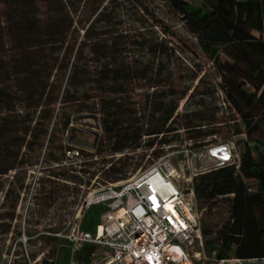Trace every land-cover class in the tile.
<instances>
[{"label":"trees","instance_id":"16d2710c","mask_svg":"<svg viewBox=\"0 0 264 264\" xmlns=\"http://www.w3.org/2000/svg\"><path fill=\"white\" fill-rule=\"evenodd\" d=\"M168 1L214 63L220 88L239 114L245 134L238 169L227 166L192 179L194 196L205 218L216 215L213 209L218 198L228 202L229 218L220 228L214 230L217 225L202 220L203 237H215L206 241L205 247L207 251L216 249L220 259L229 255L264 258V142L251 137L256 127L250 122L251 110L264 109V63L253 62L248 51L264 56V0ZM0 4V176L24 163L22 150L32 151L57 115L61 131L71 130L69 124L78 116H99L114 153L136 147L142 136H160L159 142L168 144L171 139L163 137L177 130L173 124L178 118L183 119L185 132L194 133L190 140L212 134L201 128L213 125L214 116L206 117L201 109L176 113L179 101L184 98L186 103L192 98L198 84L189 93V88L175 92L172 76L164 73L168 44L157 36L153 25L124 26L123 15L107 8L75 20L60 0L46 5L47 18L39 17L38 7L28 0H0ZM143 11L154 26L170 34L146 7ZM225 47L250 66L245 77L236 63L221 61L219 52ZM136 82L163 89L158 101L154 94L149 101L146 96L143 117L136 116L140 111L129 103L128 87ZM145 117V123L140 124ZM51 161L61 164L64 155L52 156ZM75 172L71 164L58 175L74 183L80 180ZM102 173L116 182L121 168L111 165ZM93 250L83 245L76 260L86 263ZM42 263L53 264L47 260Z\"/></svg>","mask_w":264,"mask_h":264},{"label":"rangeland","instance_id":"374dc122","mask_svg":"<svg viewBox=\"0 0 264 264\" xmlns=\"http://www.w3.org/2000/svg\"><path fill=\"white\" fill-rule=\"evenodd\" d=\"M28 1L38 7L40 12L38 16L41 18L50 16L44 14L48 3H57V0ZM60 1L71 11L75 20L83 15L91 16L95 9L97 14L107 8V11L115 9L123 15L124 26L132 24L136 27L150 28L149 25H153L152 29L157 36L168 44L164 73L172 76L175 92L189 88V93L198 84L192 98L186 103L184 98L179 101L176 113L201 109L206 117L214 116L215 123L201 128L205 133L212 134L190 140L189 136H193L194 133L185 132L181 126L183 119L178 118L173 124V129L177 130L163 137L165 140L171 139L168 144H161L160 136L157 138L142 136L136 147L114 153L102 132L99 116L96 121L93 119L81 123L72 121L69 124L71 130L61 131L57 115V118L51 121L47 134L36 142L33 150H22L24 163L0 176V264H30L37 257L50 260L53 264H83L84 262L76 260L77 251L73 252L72 245L65 239V235L76 224L82 230L94 229L100 211L97 207H92L90 211L81 210V205L89 192L107 183H114L107 180L102 173L111 165L121 168V174L118 175L120 180L115 182L117 183L149 168L161 158H170L174 164L182 165L184 174L179 183L182 188H187L192 186L187 179L188 168L193 161L186 153L227 143L233 146L239 158L240 148L245 140L239 114L230 106L224 91L220 88L221 79L214 63L203 53L196 35L188 31L182 15L168 0H137V3L132 0ZM2 7L0 4V10ZM143 7L161 20L170 34H164L160 27L154 26V22L143 11ZM252 34L255 37L259 36L255 32ZM248 51L253 62L264 63V56L249 48ZM219 53L222 62L229 64L234 62L241 67V76L245 77L250 71V66L230 48L225 47ZM245 87L250 88V85L245 84ZM162 90L161 87H150L145 82L132 83L128 87V97L130 106L140 111L136 116L143 117L141 109L145 107L146 96H149V101L154 94L153 99L158 101ZM198 104H203L204 107ZM147 112L146 110L145 115ZM145 121L146 117L141 118L139 123L143 124ZM250 122L256 127L251 137L264 142V109L251 110ZM95 134L98 135L96 140ZM152 140L153 145L148 147L147 143ZM67 149L78 151L79 157L68 158ZM63 155L65 161L61 164L51 161L52 156ZM71 164L74 165L75 175L80 179L74 183L65 181L58 175L63 174ZM224 199L227 198L216 200V209H213L215 216L206 218L203 216L205 223L213 227L217 225L214 230L220 228L229 218L228 202ZM196 205L199 209V205ZM203 238L206 242L213 241L215 237L212 234ZM213 244L215 248L218 247L217 241Z\"/></svg>","mask_w":264,"mask_h":264},{"label":"built area","instance_id":"2783aa9c","mask_svg":"<svg viewBox=\"0 0 264 264\" xmlns=\"http://www.w3.org/2000/svg\"><path fill=\"white\" fill-rule=\"evenodd\" d=\"M66 151L68 158L79 157L78 151ZM186 154L193 161L188 168L190 185L199 174L239 168V158L227 143ZM183 174L182 165L164 157L122 182L89 192L81 210L97 207L98 222L91 231L78 224L69 229L65 239L73 252L86 244L94 248L83 264H264V258L220 259L216 249L207 251L201 230L203 210L197 208L192 186L181 187ZM37 263L43 264L41 257L30 264Z\"/></svg>","mask_w":264,"mask_h":264},{"label":"water","instance_id":"95a60500","mask_svg":"<svg viewBox=\"0 0 264 264\" xmlns=\"http://www.w3.org/2000/svg\"><path fill=\"white\" fill-rule=\"evenodd\" d=\"M87 119H93V120L96 121L97 120V116H92V117H90V116H78V117L73 119V122L81 123V122H85V120H87ZM94 137H95L94 140H96L98 138V135L95 134ZM93 147H94V145H93ZM78 264H82V263H78Z\"/></svg>","mask_w":264,"mask_h":264},{"label":"crops","instance_id":"0c3cea01","mask_svg":"<svg viewBox=\"0 0 264 264\" xmlns=\"http://www.w3.org/2000/svg\"><path fill=\"white\" fill-rule=\"evenodd\" d=\"M91 210V208L89 209V211ZM99 210V209H98Z\"/></svg>","mask_w":264,"mask_h":264}]
</instances>
